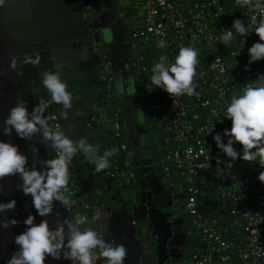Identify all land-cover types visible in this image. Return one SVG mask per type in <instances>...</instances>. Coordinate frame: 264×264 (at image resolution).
<instances>
[{
  "label": "built area",
  "instance_id": "obj_1",
  "mask_svg": "<svg viewBox=\"0 0 264 264\" xmlns=\"http://www.w3.org/2000/svg\"><path fill=\"white\" fill-rule=\"evenodd\" d=\"M115 1L118 16L128 35L135 83L145 102V114L148 117L146 128L155 152L152 165L159 169L160 183L168 194L186 196L184 209H179L177 215L185 212L195 218L198 243L203 246L194 248L189 264H264V184H249V174L264 171V168L238 157L228 170L230 173L217 177V165L213 158L219 155L223 161L226 157L219 153L212 140L213 134L230 126L227 119L216 121L222 116L226 103L245 86L252 84L258 73H264V58L248 65L245 70L247 48L253 42H258L254 32L244 37L242 47L243 38L235 32L228 46L217 41L218 37L225 29H230L234 19L241 20L249 31H254L264 20V15H261L264 12V0H249V4L244 7L239 6L236 0ZM76 4L88 8V0H76ZM180 47H192L197 52L198 63L193 82L199 98L181 95L171 99L166 92L153 88L150 82L153 63L160 56L171 63ZM213 64L215 67H212ZM107 72L100 77L104 83L112 80ZM34 89L33 105L41 99H49L41 85ZM205 102L206 107L203 106ZM54 106L49 104L45 115L54 117L50 125L59 124L60 130L66 135ZM108 123V140L114 141L112 148L116 149V154L109 158V167L100 172L94 170L92 163L93 172L98 177L112 179L116 186H129L133 183L135 173L119 164L118 155L127 147L119 109L112 112ZM212 123L213 130L207 133ZM94 124L95 117L91 115L83 125V135L88 143L95 137ZM239 147L238 143L234 144L236 150ZM189 148L192 149L191 154ZM201 150L205 154L209 153L208 169L197 167L204 159L200 155ZM51 154L55 157L54 149ZM97 154L102 155L98 148ZM219 167L223 168V165ZM68 173L71 179L65 192L70 201L67 209L71 212L72 208L77 207V211L81 210L79 214L87 216L91 208L83 200L85 187L79 184L71 162ZM215 192L218 194L219 206L233 216L223 230L217 225L216 219L208 220L198 212L199 206L203 204L202 197ZM141 231L144 233V230Z\"/></svg>",
  "mask_w": 264,
  "mask_h": 264
},
{
  "label": "clouds",
  "instance_id": "obj_2",
  "mask_svg": "<svg viewBox=\"0 0 264 264\" xmlns=\"http://www.w3.org/2000/svg\"><path fill=\"white\" fill-rule=\"evenodd\" d=\"M3 0H0V4ZM241 6H247L249 0H236ZM264 15V12L261 13ZM233 32L243 39L241 47L245 43L244 37L249 32L258 36V42H253L247 48V66L264 58V20L249 31L243 22L234 19L230 29L218 37L224 46L231 44ZM87 50L82 51L86 55ZM238 52L235 54V56ZM35 59L25 58L26 63L37 64ZM53 64L52 70L41 73V86L48 93L49 99H41L31 110L25 102L18 100L9 108L7 115L3 118L0 126V135L10 136L13 133L29 142L30 152L33 157L39 159L40 167L33 163L28 165V157L19 151L18 146L6 140H0V179L6 176H17L19 183L17 191L30 197L31 206L36 216L40 217L38 223H34V217L29 213L23 219L24 230L13 237V243L17 246L5 264H43L45 258L52 260H66L70 264H123L126 249L123 245L115 244L104 238L102 231L91 225L101 220L99 211L90 216L75 214L71 218H59L53 211L54 206L67 209L70 201L65 195L69 181L68 167L74 156L78 154L90 160L94 164V170L100 172L109 167V158L116 154V149H107L102 155L97 154V148L81 137L76 140L70 139L60 130V125H50L54 117L45 115L49 104L59 106L60 117H66L72 108L73 99L66 90V83L61 79L62 63L55 55L49 57ZM197 52L192 47H180L171 63L166 62L164 56L151 67L150 82L153 88H159L173 97L187 95L196 96V85L193 77L196 75ZM10 67L15 68L12 60ZM215 67V64L212 65ZM126 85V86H125ZM134 82L129 80L126 84L118 83L117 92L121 95L131 96L134 94ZM126 89V91H124ZM203 106H207V102ZM135 110V118L138 124L143 122L144 114L139 109ZM215 115V109L212 110ZM75 116L76 114L73 113ZM230 121V126L220 133L212 135L215 147L222 153L225 160H220L219 155L213 158L217 167V177H223L230 173L232 163L239 157L242 161H252L264 168V73H258L252 84L241 89L238 95H233L224 106L223 114L216 119ZM213 123L208 132H212ZM222 137L224 142H222ZM41 145H49L55 150V158L40 159L36 142ZM239 144V150L234 144ZM191 154L192 149H188ZM200 155L204 157L203 162L197 167L208 169L210 167L209 153L203 150ZM223 165V168L219 165ZM258 181L264 184V171L257 175ZM16 207L15 199L0 202V214L12 211ZM48 217H51L53 225L50 227ZM14 218L0 219V228H7L9 224L15 225ZM142 232V231H141Z\"/></svg>",
  "mask_w": 264,
  "mask_h": 264
},
{
  "label": "water",
  "instance_id": "obj_3",
  "mask_svg": "<svg viewBox=\"0 0 264 264\" xmlns=\"http://www.w3.org/2000/svg\"><path fill=\"white\" fill-rule=\"evenodd\" d=\"M83 10L84 14L88 13L87 8ZM94 30L90 18L83 16L78 9L76 0H3L0 4V126L9 108L18 100L25 102L31 110L33 87L40 84L43 71L53 69V64L49 60L50 56L55 55L62 63L61 79L69 87V93L76 91V86L81 84L84 70L86 75L91 76L92 58L96 56L101 61L102 56L106 55L107 45L105 38H99ZM101 46L105 51L103 55ZM84 49L87 50L86 55L81 54ZM37 57L39 59L35 65L25 62V58ZM12 60L15 61V68L10 67ZM106 60L113 74V63ZM94 69L95 72L99 71L98 66ZM93 80L98 86L104 85V81L96 76ZM134 93L138 98L135 85ZM119 103L122 106L123 103ZM122 109L125 112L124 108ZM124 127L127 129L126 120H124ZM128 134V139L135 146L136 134H133L131 129ZM0 140L16 144L19 151L28 157L29 166L35 163L37 168L40 167L39 159L33 157L30 152L28 141L18 138L15 133L10 136L0 135ZM36 147L39 158L44 159L43 145L37 141ZM18 183L17 176H6L0 179V202H7L9 199L16 201V207L12 211L0 214V219L9 217L17 221L15 225L9 224L7 228H0V264H5L11 254L17 250L13 237L24 230L23 219L29 213L33 215L34 223H38L41 219L36 216L30 197L17 191ZM139 185L144 187V182L141 181ZM140 197V203L133 205L131 211L128 210L123 198L115 199L114 197L112 203L95 209V212H100L102 219V222L98 221L95 227L103 232L106 240L123 245L126 249L123 264H151L149 257L143 253L137 236L138 230L133 221H149L150 216L153 218V210L161 213L164 221L167 222V216L162 209L167 208L173 199L184 198V195H166V205L162 204L164 199L162 195L153 194L150 201L145 199L144 193H141ZM53 211L61 219L69 218L68 210L63 207L54 206ZM47 219L51 227L53 221L51 217ZM151 220L154 225L155 220ZM154 236L156 237L155 232ZM185 240L186 234L181 231V219H176L173 222V234L169 237L168 246H182ZM164 261L159 258L157 263L162 264ZM43 264H70V262L45 258ZM96 264H100L99 259Z\"/></svg>",
  "mask_w": 264,
  "mask_h": 264
},
{
  "label": "trees",
  "instance_id": "obj_4",
  "mask_svg": "<svg viewBox=\"0 0 264 264\" xmlns=\"http://www.w3.org/2000/svg\"><path fill=\"white\" fill-rule=\"evenodd\" d=\"M81 8L83 9L84 7L81 6ZM102 61L103 62L101 64V67L98 69L99 71L97 72L94 71L95 76L98 78H100L103 73H106V71H108L107 73L109 75L111 74L109 62L105 58ZM68 88L69 87L66 88L67 91ZM78 89L81 90L82 94L84 93L83 96L85 97L89 95H96V97L99 98V102L102 104L103 107L104 117L107 126L109 124L108 122L110 116L115 109H119L123 120L121 104L117 101L116 96L114 94L113 80L106 81L104 85L101 86L96 85L91 89L85 86V82H81V84H78L76 86V90ZM112 93L114 94V96ZM143 106L145 109V102ZM91 115H94V113L90 109V107H87L85 121ZM147 120L148 117L146 116V122ZM95 124H96V119H95ZM94 128H95V137L92 138L91 142L89 143L95 145L103 154L105 150L111 149L115 143L114 141L108 140L109 127L104 128L101 132L98 131L95 126ZM126 142H127L126 150L120 152L118 158H119V164L123 168L131 169L135 173L133 183L129 186H116L112 179L107 177H98L97 174L93 172V164L90 160L84 157H79L78 155L73 157L71 161L72 167L77 173L79 184H82L85 187V195H83L84 197L83 200L88 202L91 208V211L89 214H87V216H90L92 213H95V209L97 207L111 203L113 201L112 200L113 197L115 199L116 197L123 198L128 206L129 211H131L133 205L135 204L138 205L140 203L141 193H144L145 199L147 201H150L151 195H153V192H155V188H156V185L151 183L152 179L156 181V183L158 182L157 183L158 192L167 191L160 183L159 169H157L156 166L152 165L153 159L155 158L153 143L151 144L152 146L151 155H148V157H145L144 161H142L141 150L138 141H136L137 144L135 146L131 144V141L128 138H126ZM43 147H44V159L55 158L51 154L53 149H51L49 145L45 144L43 145ZM258 173L251 172L249 174V184L251 186L258 184L260 182L257 179ZM147 176H149V178L151 177L152 179L149 180ZM141 181L144 182V187L139 185ZM224 185H226V183H224ZM242 188H244V186H242ZM96 191H99V193H96ZM124 192L126 193V195L124 194ZM202 199H203V204L198 208V212H200L201 216L206 217L208 220L216 219L218 223L217 225L222 230L225 229L224 228L225 225L229 223V220H231L233 216L226 209L221 208L219 206L218 194L215 192L210 196H203ZM173 200L181 201L183 207L180 208V210L184 209L186 196H184V198H180V199L175 198ZM77 209H78L77 207H74L72 208L71 212L67 209L69 218L81 212V210L77 211ZM168 209L170 208L167 207L165 209H162V211L166 214L167 217H169L170 215V212L167 211ZM178 210H176L175 212L178 213ZM177 218L181 219V229L186 234V240L182 246H178V247L168 246L169 248L167 249H169L168 251L169 254L167 259L162 264H181L182 260L187 259V257L189 261V258L192 255L195 247L203 248L202 244L198 243L199 232L197 235V229L195 228V224H194L195 218L185 212H183L181 215H178ZM168 220L169 219H166V221ZM133 223L135 224L136 229L138 230L137 231L138 239L141 243L143 251L149 257V262L151 264H158L155 253L157 239L154 236V231L152 227L149 225L148 220H138V221L134 220ZM91 226L95 227V224ZM144 228L147 231L146 233L141 232V230H143ZM147 250H149V253H146ZM172 252L173 253L175 252L176 254H173Z\"/></svg>",
  "mask_w": 264,
  "mask_h": 264
},
{
  "label": "flooded vegetation",
  "instance_id": "obj_5",
  "mask_svg": "<svg viewBox=\"0 0 264 264\" xmlns=\"http://www.w3.org/2000/svg\"><path fill=\"white\" fill-rule=\"evenodd\" d=\"M77 7H78V9H80V12L83 14V16H85L86 18H90V22L92 23V26L95 28L94 33L98 34L99 38L100 37L103 39L109 38L108 39L109 41L111 40L112 42L113 41L117 42V45L120 44L119 46L124 50L123 52H124L125 56H127V59H128V61H127V67H128L127 72L130 76H132L133 82H134L135 79H134L133 70H132L131 63H130L129 42H128V38H127V31H126L125 25L123 24V22L120 20V18L118 16L115 1L114 0H88V8H87L88 13H86V14H84V10L81 8V6L77 5ZM122 32H124V34ZM111 41H110V45L112 44ZM109 48H110L109 45L108 46L106 45V55H105L104 54L105 51L103 49V46H101V50L103 52L102 55L104 54L102 56V58L104 57L105 59H108L111 62L112 57H111V54H110L111 52L109 51L110 50ZM102 58L100 59L101 61H99V59L96 58V56H94L92 58V63L90 64L91 74L93 72L95 75V72H94L95 69L94 68H96V66H98L99 68L101 67V64L103 62L102 60L104 59V58L103 59ZM84 76L85 77L88 76V75H86V70H84V75L82 74V77H81V80L86 81L85 79H83V78H85ZM110 77L113 80V74H110ZM98 79L101 80V78H98ZM95 82L96 81H94L92 78L91 82H89V83L96 85ZM134 85L136 86V92H137V96H138V98H136V100L139 101L140 104H142V109H143V114H144L143 122L140 125L135 126L137 129L136 131L139 132V135H138V138L140 140L139 146H140V150H141L142 161H144L145 157H148V155H151V153H152V150H151L152 149V146H151L152 139H151V136L148 133L147 128H146V114H145V109L143 106L144 101L138 93V86L136 85V83ZM129 99L130 100H127V101L132 103V106H133L132 100H135V99H133L132 96H130ZM134 109H137V108H134ZM134 121L136 122L135 117H134ZM125 132H126V130H125ZM147 178H149V176H147ZM151 179L152 178L150 177L149 180H151ZM151 183L156 184L153 179H152ZM153 194L162 195V197L164 198V199H162V204L166 205L167 201H165L166 200L165 196L170 195L167 193V191L166 192H164V191L158 192V188H157V184H156L155 192ZM170 196H172V195H170ZM170 206H172V207H170ZM182 207H183V204L179 200H172L169 203L168 208H170V209H168L167 211L170 212V215H169V217H167V219H169L170 222H169V220L167 222L171 225L172 234H173V222L176 219H179V218H177L178 215L175 211L182 208ZM165 208H163V209H165ZM101 222H102V219H101ZM143 230H144V233L147 232L145 228ZM181 231H182V229H181ZM143 253L145 254L144 251H143ZM173 254H176V253L174 252Z\"/></svg>",
  "mask_w": 264,
  "mask_h": 264
},
{
  "label": "crops",
  "instance_id": "obj_6",
  "mask_svg": "<svg viewBox=\"0 0 264 264\" xmlns=\"http://www.w3.org/2000/svg\"><path fill=\"white\" fill-rule=\"evenodd\" d=\"M124 34V32H122ZM108 38V37H107ZM128 38V35H127ZM109 39V38H108ZM105 38L106 40V44L107 46L109 45V51L111 52V57H112V63H113V83H114V93L117 97V101L123 103L121 106L122 109V114H123V122L124 120H126V124H127V133H126V138L129 137L128 131L131 129L133 134H136V141H138L139 143V132H137L136 130V125H140L138 123H136L134 121V117H135V110L134 108H137L139 110L142 111L143 113V109H142V104H140L139 101L136 100L135 97V93L133 95H131L133 97L132 100L133 101V106L132 103H130L127 100H130L128 95L123 94L121 95V93L117 92V84L118 83H122V84H126L129 80L133 81L132 76H130L127 72V56H125L124 54V50L117 45V42H112V44L110 45V41ZM108 48V47H107ZM131 63V60H130ZM111 69V68H110ZM91 74V72H90ZM112 74V73H111ZM85 77V76H84ZM91 77H95L94 73L92 72ZM90 76H86L85 79L87 83H85V86H87L88 88H92L94 86H96L95 84H90L89 82H91L92 78ZM84 82L83 80L80 81ZM135 83V80H134ZM41 83L39 85H36L33 88H38V86H40ZM126 86V85H125ZM134 86V85H133ZM124 91H126V89H124ZM73 99V104H72V108L68 111L67 116L66 117H60L59 115V106L55 105L54 109L56 110L57 114L59 115L63 126L65 128L66 134L67 136L72 139V140H76L78 138H81L83 136V125H84V121H85V117H86V112H87V107H90V109L93 111L94 115H95V119H96V128L98 131H102L104 128L108 127L105 121V117H104V112H103V107L102 104L99 102V98L96 97V95H89L87 97L83 96V94L81 93V90H74L72 93H70ZM91 102V103H90ZM73 113H75L76 115L74 116ZM131 126V128H130ZM98 134V133H97ZM140 144V143H139ZM79 157H83L81 155L78 154ZM117 199V197H116ZM153 209V208H152ZM152 212H154L152 210ZM149 222V221H148ZM150 225V222H149Z\"/></svg>",
  "mask_w": 264,
  "mask_h": 264
},
{
  "label": "rangeland",
  "instance_id": "obj_7",
  "mask_svg": "<svg viewBox=\"0 0 264 264\" xmlns=\"http://www.w3.org/2000/svg\"><path fill=\"white\" fill-rule=\"evenodd\" d=\"M34 90L35 89L33 88L32 91ZM152 214H153V218L150 216L149 222L157 237L156 252H155L157 261L159 258H161V260H166L167 255L169 253L168 252L169 249H167L169 248L168 247L169 237L172 234L171 225L168 222L164 221V218L162 217L161 213H159L158 211L152 212ZM151 219L155 220L154 225ZM181 264H189L188 257L187 259H183Z\"/></svg>",
  "mask_w": 264,
  "mask_h": 264
}]
</instances>
